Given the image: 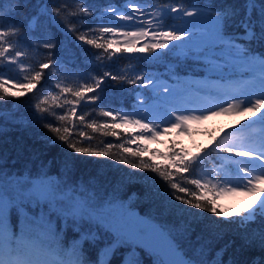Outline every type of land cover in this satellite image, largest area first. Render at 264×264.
<instances>
[{
	"label": "snow or ice",
	"instance_id": "6c2138e0",
	"mask_svg": "<svg viewBox=\"0 0 264 264\" xmlns=\"http://www.w3.org/2000/svg\"><path fill=\"white\" fill-rule=\"evenodd\" d=\"M29 3L30 0H15V5L8 14L3 13V9H0V69L6 70L7 65L19 63L18 58L25 55L24 52L14 47L10 38L16 37V42L20 43L23 40L22 29H28L34 33L43 16H47L49 19L57 18L58 23L64 21L69 34L78 33L77 42H83L94 46L95 49L102 50V52L93 53L94 59L101 64L105 59L110 60L112 56L121 52L151 53L158 57L159 50H163L165 55L177 51L180 55L194 56L197 62L212 70L219 67L218 61L222 59L221 54L227 50L230 56L238 60L251 63L258 59L261 69L260 76L252 84L225 94L224 103L218 105L219 110L209 109L207 115L198 109H181L176 103L177 93L174 89L166 85H157L154 79L146 75L136 74L135 78L127 80V83L137 85L145 90L151 87L154 92H158L155 97L151 95L138 97L136 101L138 107L144 108L145 112L163 109L165 117L162 119L159 115H144L137 110L114 112L101 109V114L111 118V123L97 124L95 121L88 123L87 127L93 132L99 131L105 136L119 137L120 133L116 129L123 128L125 133H134L137 129L140 131L139 134L128 135L124 143L114 145L111 142H102V146L95 147L90 143L93 137H86L82 128L78 133H73L72 137H85L89 141L88 146L82 144L78 146L70 137L68 127L54 126V124L57 122L61 125L67 124L69 115L77 117V106L82 102L94 104L98 101L104 91L103 85L106 80L116 81L124 78L105 71L102 75L93 77L92 83L85 81L77 88L56 83L53 91L55 92V89L59 91L52 96V99L58 101L60 96L70 94L72 99L65 98L62 104H58V107L63 108L64 105L71 107L63 114H59L52 108H41L40 104L35 105L38 122H43V126L53 133L50 143H59L62 148L72 149L77 154L112 158L117 163L126 164L132 169L156 173L171 189L169 196L172 200L201 211L214 213L218 217L223 216L226 219L232 216V213L223 210L217 211V208H222V206L217 203L214 197L219 196L223 191L235 192L240 188L247 189V192L251 193L259 183L264 182V132L261 133L258 141L226 133L215 141L210 151L201 149L190 158L187 153L182 155V150L177 151L175 148L171 150V155L168 157L169 167L176 169L177 173H188L193 165L213 163V171L216 175L211 179L217 180V184L210 186V181L202 182L199 177L189 180V183L196 189L212 193L210 197L203 194L197 195L195 190L174 182L175 174L169 171V168L140 159L147 151L146 148L125 146V143L134 145L137 141L156 140L160 135L174 129L187 133L190 122L208 119L210 115L251 113L255 119H249V124L246 127H251L256 123L264 125V52H261L258 57L253 55L254 50L248 43L238 44V37L228 31L232 21L240 14L235 6L230 4H224L221 7L206 5L207 11H198L194 6H186L187 0H123V9L128 10H122L116 4H106L103 7L105 13L111 15L110 21L103 24L96 23L85 28V21L81 19L78 28L69 18L92 17L93 20L98 21L96 13L100 10V6L90 5L87 0H71V3L76 5V10H71L70 0H49V3L44 5V11L30 16L27 24L18 23L11 18L23 8L28 7ZM243 10L244 15L239 20V26L244 29L247 41H255L264 46V0H245ZM254 13H258L255 19ZM185 17L191 19L185 20ZM177 19L181 21L179 25L176 24ZM207 25H211V27L209 28ZM257 27L259 28L258 32L254 30ZM105 34L124 37L123 49L117 47L114 53L105 57L104 54L108 53V49L112 48L113 43H119L117 40H109L106 44L98 43L97 39L102 38ZM90 35L97 39L89 38ZM141 38H144L145 42L142 46L137 47L135 41H139ZM32 46L37 48L42 46L50 50L48 62L42 63L41 69L60 66L61 61L51 51L57 47L56 42L49 38H40L36 39ZM52 75L55 76V72ZM4 76L5 71H0V89H3L7 96H12L10 89L5 87L9 81L5 80ZM43 77L42 71H36L31 77L24 76L20 87L26 88L27 84H31L35 88ZM88 93L94 94L87 95ZM3 98L0 96V99ZM153 101L155 103H152ZM46 102L47 97L43 103ZM186 112H199L200 114H185ZM44 113H48L52 117L51 122L43 115ZM77 118L81 124L85 122V114L82 113ZM163 125L168 126L164 127ZM237 131L241 132L243 129H237ZM113 147L122 150L118 156L112 153ZM212 152H215L216 155L213 156ZM236 157L243 159L237 160ZM217 161L227 162L233 167L229 170L225 168L224 164H221L217 168L215 167ZM72 163L71 156H67L64 161L67 171L71 170ZM5 183L6 176L0 168V264H69L63 259L56 258L62 252V229L58 223L60 220L74 228L83 227L85 224L95 225L99 230L114 233L117 241L125 240L126 221L123 216L117 217L106 213L88 199H70L68 203H63L57 197L59 186L51 181L47 183L41 181L40 184L33 185L30 190L17 192L15 195L6 191ZM7 183H12V181H7ZM218 184H231L233 187H221L217 190ZM258 200V204L250 203L243 212L235 213L236 216L242 217L238 222L244 229L242 246L260 249V255L254 257L249 264H264V198L258 197ZM41 201L44 202L45 211L38 218L30 206L35 203L39 208ZM114 202L115 194L113 200L108 201V204L112 205ZM13 210L18 215L23 214L22 226L18 228H14L10 223V214ZM52 216L57 219L55 225L51 219ZM257 218H260L259 226L255 229L250 228L248 221ZM38 220L39 232L36 231ZM91 238L95 239V236ZM107 251L109 249L105 250V252ZM72 252L75 259L71 261V264H89L79 242L73 243ZM101 264H107V262L102 261ZM171 264H177V262H171ZM178 264H207V262L187 260L180 261Z\"/></svg>",
	"mask_w": 264,
	"mask_h": 264
},
{
	"label": "trees",
	"instance_id": "16d2710c",
	"mask_svg": "<svg viewBox=\"0 0 264 264\" xmlns=\"http://www.w3.org/2000/svg\"><path fill=\"white\" fill-rule=\"evenodd\" d=\"M7 1L12 5L9 9H3V3ZM244 2L245 0H187L186 6H195L205 10H207L206 5L221 7L224 4H230L235 6L240 14L232 21L228 31L238 37V44L248 43L254 50L253 55L259 56L261 52H264V46L255 41H247L244 29L239 26V20L244 15ZM48 3L49 0H30L28 7L23 8L11 18L18 23L27 24L28 18L33 14L43 12L44 5ZM87 3L100 6V10L96 13L98 17L104 9V5L109 3L120 5L123 0H87ZM14 5L15 0H0V9H3L5 14L10 13ZM70 9L76 10V5L71 3V0ZM257 15L258 13H254V19ZM6 18L8 17L6 16ZM69 19L78 28L81 19L85 21V28L97 23V20H93L92 17H70ZM66 27L67 24L64 21L58 23L57 18L49 19L47 16H43L34 33L28 29H22V33L26 40L49 38L56 42L57 47L51 51L61 63L71 70L87 72L95 77L108 71L124 78L116 81L106 80L103 85L104 91L98 101L94 104L82 102L77 106V117L82 113L85 114L83 124L77 117L70 115L67 124L61 125L59 122L54 124V126L68 127L70 137L82 128L86 137H93L90 141L93 147L102 146V142H111L117 145L124 143L127 139L128 133H125L122 128L116 129L120 133L119 137H112L105 136L99 131L93 132L87 127V124L93 121L97 124L111 123V118L104 117L101 114V109L114 112L129 111L136 105L137 93L147 91V89L127 83V80L134 79L133 75L127 72H118V69L128 64H133L137 68L145 66V68L155 70L158 76L165 75L170 69L174 71L177 78L186 83L195 74L207 77L210 71L200 62L184 60L180 56L168 54L160 58L157 56L147 57L146 53L121 52L112 56L110 60L105 59L101 64L94 59L93 53L102 52V50L95 49L94 46L83 42H77L78 33L69 34ZM254 30L258 32L259 28ZM89 38L97 39L91 35ZM106 40L102 37L97 39V42L106 44ZM117 47L123 49L122 46L113 43L112 48L108 49V53L104 54L105 57L114 53ZM46 50L49 51V49ZM52 68L50 66L48 69H41L40 65L36 66L29 77L33 76L36 71H42L44 77L35 88L31 84H27L26 88H22L20 85L13 87L5 84V87H8L12 92V96H7L3 89H0V96L4 97L0 99V168L6 176V191L15 195L17 192L30 190L33 185L40 184L41 181L45 183L51 181L59 186L57 197L63 203H68L70 199H88L104 212L125 215L129 211L135 210L144 215L149 223L160 228L168 243H171L180 254L187 256L189 260H204L207 264H216V262L219 264H249L254 257L260 255L259 248L242 246L244 229L238 223L242 218L236 216L234 212L230 211L232 216L226 219L223 216L218 217L214 213L183 205L170 198L171 189L156 173L132 169L126 164L117 163L112 158L77 154L72 149L62 148L59 143H50L53 133L43 126V122H38L35 105L40 104L41 108H52L59 114H63L71 107H58V102L53 103L48 97L47 102L43 103L48 92L55 86L52 75L55 71H52ZM93 94L88 93L87 95ZM69 97L72 99L71 95ZM43 115L48 118L49 122L52 121V117L48 113ZM249 119L254 120L255 117H252L251 113L243 112L232 116L224 124L211 123L209 127L200 132L196 128L190 127L187 139L185 137L173 139L172 136L168 137L165 143L168 145L173 140L180 141L185 149L190 148V158L201 149L210 151L215 141L234 130L238 123H244L242 128L246 131L250 130V127H246L249 124ZM72 138L78 146L89 145V141L85 137L75 136ZM125 146L136 148L126 143ZM111 151L118 156L122 150L113 147ZM69 155L73 163L71 170L67 171L64 161ZM140 159L169 168V171L175 174L174 182L195 190L197 195L201 194L200 189H196L189 183V180L194 178L195 170L199 165H193L188 173H177L176 169L169 167L170 163L163 157L150 156L145 152ZM7 181H12V183H7ZM114 194L115 202L109 205L108 201L113 200ZM30 207L38 218L44 214L43 201L39 208L36 204ZM222 210L220 207L217 208V211ZM22 215V213L18 215L15 210L10 214V223L14 228L22 226ZM51 219L54 225L57 224L55 216H52ZM259 219L249 220L248 226L252 229L257 228ZM58 223L62 229V252L60 256L56 257L57 259H63L71 264V261L75 259L72 252L73 243L79 242L89 264H101L102 261H106L107 264H125L123 263L127 249L125 245L116 244L110 252H105L112 242L109 233L101 232L95 225L85 224L83 227L74 228L65 224L63 220ZM36 231L39 232V220ZM92 236H95V239H92Z\"/></svg>",
	"mask_w": 264,
	"mask_h": 264
},
{
	"label": "rangeland",
	"instance_id": "374dc122",
	"mask_svg": "<svg viewBox=\"0 0 264 264\" xmlns=\"http://www.w3.org/2000/svg\"><path fill=\"white\" fill-rule=\"evenodd\" d=\"M11 3L9 1L3 3V9H9L11 7ZM120 6L123 9V3ZM195 7V6H194ZM198 11H207L205 9L195 7ZM130 11V10H129ZM97 23H105L110 21L111 15L105 13V9L101 11V14L98 16ZM185 20L191 19L190 17H185ZM181 21L177 19L176 24H180ZM207 27H211V25H207ZM135 30V29H129ZM103 38L109 40H117L119 43H114L117 46L124 47V40L125 38L122 36H113L112 34H105ZM18 50L25 53L22 57L18 58L19 63L17 64H9L6 66L5 69H0V71H5L4 79L8 80V85L12 86L15 84L16 86L20 85V82L24 76H29L36 66L41 65L42 63L48 62V52L42 46L37 48L32 46L36 40V38H32L23 40L20 43H17L16 37L10 38ZM145 42L144 38H141L139 41H135L138 47L142 46ZM160 55L158 57L163 58L164 52L163 50H159ZM147 57L155 55L151 53H146ZM170 56H180L181 59L184 60H193L197 61L196 57L194 56H185L178 54L177 51H173L168 53ZM222 59L218 61L219 67L212 69L208 72L207 77H203L201 74H195L193 78L189 79V82H185L177 78L176 74L173 70H167L165 75L158 76L157 72L152 69L145 68H137L133 64H128L125 67L118 69V72H127L131 73L135 78L136 74L146 75L156 81L157 85H166L171 89H174L177 93L176 96V103L181 109H198L202 110L205 115L209 109L218 111V105L224 103V96L225 94H230L235 91L237 88H243L247 85L252 84L256 78H258L261 74V69L259 67V60H255L251 63L235 59L234 57L228 54V51L225 50L222 54ZM56 57V56H55ZM258 57V56H257ZM58 58V57H56ZM144 68V69H143ZM142 69V70H141ZM52 71H55L54 76V85L56 83H60L62 86L77 88L80 86L81 83L87 81L89 83L93 82L94 75L82 72V71H75L68 68L63 63L60 64L58 68H52ZM19 78V79H18ZM25 82V81H24ZM54 87L48 92L46 97H48L53 103L58 102L57 104H62L65 98L71 99L69 97L70 94H64L60 96L59 100H53L52 96L55 93H58V89L53 91ZM158 92H154L153 89L150 87L147 89L146 92H138L137 99L140 96L147 97L151 95L155 97ZM152 103H155L153 101ZM70 106V105H64ZM133 110H137L144 115H159L162 119L165 117V111L163 109H157L151 112H145L144 108H139L137 103L136 105L130 109L128 112H132ZM243 112H240L241 114ZM185 114H200L199 112L195 113H185ZM236 113H226L220 115H210L208 119H204L201 121H192L188 125V132L190 127L196 128L199 132L206 127H209L211 123L213 124H224L234 115H239ZM119 122V120H117ZM147 122V121H145ZM229 123V122H228ZM231 125V124H230ZM238 125V127H237ZM234 128V130L230 131L233 136H244L251 141H258L262 132H264V125H260L259 123L253 124L248 130L246 131L243 127L244 123H238ZM167 127L168 125H163ZM123 129V128H122ZM237 129H243V131L238 132ZM124 130V129H123ZM140 130H136L134 133H128V135H136L139 134ZM187 133L180 132L179 130H172L166 134L160 135L156 140H144V141H137L136 144L133 146L137 147H144L147 149V153L150 156H156L158 158L163 157L164 160H167L169 163L168 157L171 155V150L175 148L177 151L182 150V155L187 153L188 155L191 153L190 148L185 149L180 141L173 140L168 145L165 143L168 137H172L173 139L185 137L186 139L189 137ZM223 137V136H222ZM221 138V137H220ZM212 155L215 156L216 153L212 152ZM227 155V154H222ZM235 159L240 160L243 158L236 157ZM221 164H224L225 168L231 170L232 165L228 164L224 161H217L215 163V167H220ZM194 178H201L202 182L210 181L211 184H217V180L211 179L212 176L216 175L213 171V163L207 162L199 164L198 168L195 170ZM207 173V175H206ZM228 188L233 187V185H223L218 184L217 190L219 188ZM26 191V190H25ZM201 194L206 195L207 197L212 196V193L207 192L203 189H200ZM258 197L264 198V182L259 183L256 186V189L249 193L247 189L240 188L237 189L235 192L223 191L219 196L214 197L217 203L222 206L223 211H232L234 213L240 211L243 212L244 209L250 203L256 202L259 203ZM42 202V201H41ZM40 202V203H41ZM35 203L31 204L33 206ZM255 207V204L253 205ZM251 211V210H249ZM109 213V212H106ZM114 216L120 217L123 216L126 221L125 226V240L124 241H117L116 236L112 232H107L101 230V232L109 233V237L111 238L112 242L108 246L110 252L113 249V246L116 244H124L128 245L126 249L125 257H128L129 260L134 255L137 258L139 252L144 249L152 252L155 256L156 264H171V262H180V261H187L189 260L187 256L180 254V252L168 243L167 238L164 237L163 231L156 227L154 224L149 223L147 218L136 212L135 210H131L128 214L121 215L118 213H110ZM126 217V218H125ZM242 218V217H240Z\"/></svg>",
	"mask_w": 264,
	"mask_h": 264
},
{
	"label": "flooded vegetation",
	"instance_id": "af4514ba",
	"mask_svg": "<svg viewBox=\"0 0 264 264\" xmlns=\"http://www.w3.org/2000/svg\"><path fill=\"white\" fill-rule=\"evenodd\" d=\"M121 244V243H119ZM124 245V244H122ZM126 248H128V245H125ZM113 249H114V246H113ZM127 251V250H126ZM124 262L126 264H156V261H155V256L153 255L152 252H149V251H144V249H142L139 254L137 255V258H135V256L133 255L132 258H129L128 257H125L123 258Z\"/></svg>",
	"mask_w": 264,
	"mask_h": 264
}]
</instances>
